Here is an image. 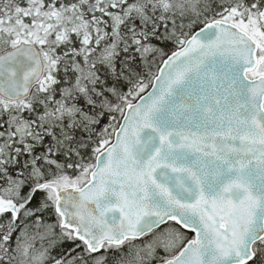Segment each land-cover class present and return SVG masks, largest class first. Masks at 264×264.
Instances as JSON below:
<instances>
[{
    "label": "snow or ice",
    "instance_id": "1",
    "mask_svg": "<svg viewBox=\"0 0 264 264\" xmlns=\"http://www.w3.org/2000/svg\"><path fill=\"white\" fill-rule=\"evenodd\" d=\"M0 264H264V0H0Z\"/></svg>",
    "mask_w": 264,
    "mask_h": 264
}]
</instances>
